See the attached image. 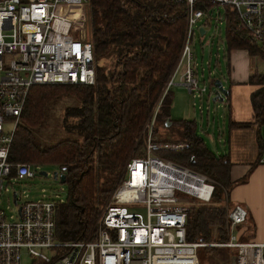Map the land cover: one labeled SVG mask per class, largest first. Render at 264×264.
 Here are the masks:
<instances>
[{"label": "built area", "instance_id": "built-area-1", "mask_svg": "<svg viewBox=\"0 0 264 264\" xmlns=\"http://www.w3.org/2000/svg\"><path fill=\"white\" fill-rule=\"evenodd\" d=\"M169 1L183 7L185 39L177 63L142 126L139 137L143 152L126 160L121 180L97 214L93 232L84 240L56 241L57 202L44 197L18 205L11 220L0 208V264H20L22 250L32 260L45 264H199L198 250L206 247L234 251L235 264H264V243L239 241L235 235V228L247 218L246 210L238 204H230L226 211V242L186 239L189 207L183 197L207 203L214 182L159 155L184 145L161 143L153 137L163 98L176 77L189 93L206 91L204 85L198 89L192 68L194 32L203 29L199 21L210 14L203 10L205 5L230 6L236 14L237 28L264 46V0ZM59 2L87 0H0V197L5 180L33 179L37 175L38 167L19 163L10 177L12 164L7 161L30 88L44 84L92 86L95 82L84 20L56 15L54 8ZM6 122L9 129L4 127ZM260 136L263 152L259 162L264 163V126ZM13 194L17 205L19 198ZM133 204L144 206V217L127 209L126 205ZM58 250L65 252L58 254Z\"/></svg>", "mask_w": 264, "mask_h": 264}, {"label": "trees", "instance_id": "trees-1", "mask_svg": "<svg viewBox=\"0 0 264 264\" xmlns=\"http://www.w3.org/2000/svg\"><path fill=\"white\" fill-rule=\"evenodd\" d=\"M86 4L89 14L85 37L92 47L94 85L32 86L7 156L12 164L10 177L19 163L34 168L53 165L63 170L67 196L54 206V239L58 242L84 240L91 235L98 205L116 186L126 158L142 154L140 131L177 63L185 39L183 7L169 0H87ZM221 7L224 12L218 11V17L225 22V50H245L249 56L256 54L264 59V46L237 28L236 14L230 6ZM213 8L219 5L207 4L203 10L210 12ZM248 83L258 86L250 95V103L259 134L264 125V74L249 75ZM64 100L69 103L62 108L59 129L44 134L47 110ZM170 105L166 95L157 119L161 123L169 120L176 126L175 134L156 141L182 144L184 148L159 155L214 182L207 203L183 197L189 207L186 239L224 243L228 240V223L222 203L234 185L229 176L231 162L227 155H215L206 147L196 134L194 121H171ZM258 141L261 156L259 135ZM31 264L45 263L34 259Z\"/></svg>", "mask_w": 264, "mask_h": 264}, {"label": "rangeland", "instance_id": "rangeland-1", "mask_svg": "<svg viewBox=\"0 0 264 264\" xmlns=\"http://www.w3.org/2000/svg\"><path fill=\"white\" fill-rule=\"evenodd\" d=\"M218 11L223 13V7L219 6L218 9L213 8L209 12V16L206 15L201 18L199 21V26L203 27L204 34H200L197 30L194 32L193 37L192 68L198 83V89H201L204 85L206 91L200 94L198 91L189 93L186 88H180L175 85H171L168 88L167 96L170 101H172V105H170L171 111L169 106L170 120L178 121L180 119H193L196 123L197 135L203 139L206 146L210 148L215 154L221 155L225 154L226 151V145L223 143V141H220V139L222 140L224 138V135L227 132V117L225 115L226 113L224 112L226 103L225 100L223 102L211 101L215 91L212 83L215 79H219L224 90H228V88L234 84L231 81V75L228 74L226 67L227 63L229 62V54L225 50L223 44L225 36V22L218 17ZM54 13L72 20L82 18L84 20V26L86 30V18L89 14V9L86 3L59 2L54 8ZM229 65V69H231L230 62ZM236 67L234 79L245 80L247 76L253 73L264 74V59L256 54L252 56L247 55L246 58L244 55H241V58L236 61ZM164 84L159 91L157 98L152 104L150 111L152 110L156 100L161 95ZM246 86L247 83L244 85H239L238 87ZM251 87L253 88V86ZM165 98L166 96L163 98L162 104L164 103ZM68 103V100L60 101L57 104L52 105L47 110L45 117L46 123L44 125L45 130L43 131L44 134H46L48 131L49 135L52 134L53 131L55 132L59 129V120L62 108H64V106H66ZM186 111H188L189 115L185 114ZM5 126H7L8 129L10 128L8 122L5 123L4 127ZM175 129L176 126L166 125V121L161 123L157 119L154 126L153 137L160 140L167 137H172L175 134ZM138 141L141 143L143 149V142L140 137H138ZM129 156L130 154L128 157ZM131 156L133 155L131 154ZM126 160L123 164V167L126 163ZM40 171L47 173V175H39L38 172ZM54 171H59V169L53 165H41L36 169L37 175L33 179L5 180L0 197V208L4 212L5 216L7 218L14 216L15 218L17 206L22 204L24 201H37L43 197L54 202L64 201L67 196V186L65 183H60L58 180L53 179L52 173ZM121 177L122 171L115 185H117V183L121 180ZM13 193H16L17 198H19L17 205H15L13 202ZM110 193L107 195V198L110 196ZM224 193L225 192H223V194ZM106 201L107 200L105 199L98 205V212H100ZM229 205L230 204L226 202V200L222 203V206L225 209V214ZM126 207L131 212H138L144 217L145 210L142 204L126 205ZM207 248L211 247L201 248L198 250L199 264H224L225 261L229 264H235L233 256L234 252H232L230 249L216 248L215 250H210ZM227 252L228 255L225 256ZM46 254L48 255V253ZM216 256H220L221 259L218 260ZM32 262L33 260L31 257L28 256L25 250H22L20 253V264H31Z\"/></svg>", "mask_w": 264, "mask_h": 264}, {"label": "crops", "instance_id": "crops-1", "mask_svg": "<svg viewBox=\"0 0 264 264\" xmlns=\"http://www.w3.org/2000/svg\"><path fill=\"white\" fill-rule=\"evenodd\" d=\"M202 34H204V30ZM228 54L231 69H229V62L226 67L234 85L226 90L227 94L224 98L226 103L224 112L227 117V132L220 141H223L226 145V151L225 154L219 156H228L231 162L229 176L234 185L228 191L226 201L232 205L238 204L242 206L247 212L246 222L235 228L237 239L239 241L264 243V163L259 162L261 156H259L260 144L258 141V135L261 141L260 130L262 126L258 134V127L253 122L254 118L250 103V95L258 86L248 83L249 76L245 80L234 79L237 68L236 61L241 58V55L246 58L247 52L245 50H232ZM175 80V86L185 88L177 77ZM245 83H247L246 87H238ZM185 114L189 115L188 111ZM180 120L194 121L193 119ZM166 121L169 122V120ZM231 123H250L251 126L248 128L230 127ZM168 125H170V122ZM208 149L215 154L210 148ZM238 181L240 182L237 183Z\"/></svg>", "mask_w": 264, "mask_h": 264}, {"label": "water", "instance_id": "water-1", "mask_svg": "<svg viewBox=\"0 0 264 264\" xmlns=\"http://www.w3.org/2000/svg\"><path fill=\"white\" fill-rule=\"evenodd\" d=\"M199 33L202 34L203 33V29H200L199 30ZM213 87L215 88V91H214V95L211 99L212 102H222L227 94L226 90L223 89L222 87V84L219 80H214L213 83H212ZM169 122L166 121V125H168ZM39 175L41 176H46L47 173L43 172V171H40L38 172ZM52 177L54 180H58L60 183H64L65 182V175L63 173V170H59V171H54L52 173ZM15 194H13L14 196ZM15 202V201H13Z\"/></svg>", "mask_w": 264, "mask_h": 264}]
</instances>
